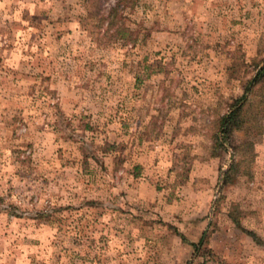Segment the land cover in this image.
Masks as SVG:
<instances>
[{"label":"rangeland","instance_id":"obj_1","mask_svg":"<svg viewBox=\"0 0 264 264\" xmlns=\"http://www.w3.org/2000/svg\"><path fill=\"white\" fill-rule=\"evenodd\" d=\"M114 2L0 0V264H264V0Z\"/></svg>","mask_w":264,"mask_h":264},{"label":"trees","instance_id":"obj_2","mask_svg":"<svg viewBox=\"0 0 264 264\" xmlns=\"http://www.w3.org/2000/svg\"><path fill=\"white\" fill-rule=\"evenodd\" d=\"M92 2H99V0H87ZM124 1L127 0H115L113 5H110L108 8L106 14L100 15L98 21H99V27H102V25H105L103 29V37L108 35L109 32H121L124 30L125 26V20L126 16L123 13ZM139 1V0H134ZM128 41L131 44H136L138 39V33H135L134 31L128 32ZM261 65H259L256 69L255 74L251 76L249 80L245 82V87L243 94L236 98L233 104H231L229 111L218 118L215 122V143L217 147L223 148L219 134L223 136V138L226 140V134L230 131H232L234 128L240 126L241 124V110L242 106L244 105L245 99H247V93L251 91V94L255 92L258 87L264 86V58L260 61ZM89 204H92V202H88ZM38 220L44 218L45 216L43 214H39L36 216ZM191 246L193 247V253L196 254L197 258H202L201 264H205L208 261H213L215 264H227L223 259H220L217 255L213 254L206 246V241L204 239V236H201L198 240V242H191ZM199 264V263H198Z\"/></svg>","mask_w":264,"mask_h":264}]
</instances>
